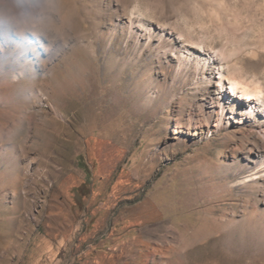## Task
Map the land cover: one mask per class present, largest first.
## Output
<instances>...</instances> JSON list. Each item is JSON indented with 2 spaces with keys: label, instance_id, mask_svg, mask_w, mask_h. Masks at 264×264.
Masks as SVG:
<instances>
[{
  "label": "rangeland",
  "instance_id": "rangeland-1",
  "mask_svg": "<svg viewBox=\"0 0 264 264\" xmlns=\"http://www.w3.org/2000/svg\"><path fill=\"white\" fill-rule=\"evenodd\" d=\"M219 64L264 87V0H0V264H264Z\"/></svg>",
  "mask_w": 264,
  "mask_h": 264
},
{
  "label": "bare ground",
  "instance_id": "bare-ground-1",
  "mask_svg": "<svg viewBox=\"0 0 264 264\" xmlns=\"http://www.w3.org/2000/svg\"><path fill=\"white\" fill-rule=\"evenodd\" d=\"M212 61H217L218 59L211 58ZM200 60H197L195 62V65H199ZM220 61V60H219ZM204 64L206 61L203 62ZM188 67V66H187ZM209 67V66H208ZM213 67V66H212ZM215 68V67H214ZM216 73L218 74V85L222 88L226 87L228 94H225L221 91V97H227L229 98V101H231L232 106L234 107L237 104H241V102L245 101L246 106L245 108L249 112H254V110H258L262 112V115L264 116V87L258 83H255L253 81L248 82L244 81L240 78V76L233 72V74H228L227 69L225 67L219 64ZM231 96V97H230ZM234 97V98H233ZM255 174L256 176H251L248 178L249 180L256 179L258 177H264V159L260 161L255 166ZM261 173L260 175H258Z\"/></svg>",
  "mask_w": 264,
  "mask_h": 264
}]
</instances>
